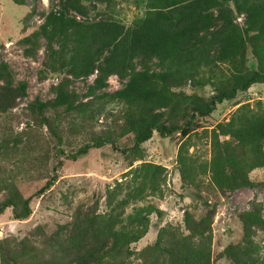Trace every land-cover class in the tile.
I'll return each instance as SVG.
<instances>
[{"label":"trees","instance_id":"16d2710c","mask_svg":"<svg viewBox=\"0 0 264 264\" xmlns=\"http://www.w3.org/2000/svg\"><path fill=\"white\" fill-rule=\"evenodd\" d=\"M111 1L57 0V7L47 11L36 30L21 39L30 46L23 48L26 56H32L39 38L44 39L41 78L49 72H65L73 79L94 74L87 85L89 99L77 101L75 93L67 89L69 79L64 78L53 86L50 100L35 98L26 109L34 121L57 136L55 121L62 113L84 114L98 101L119 105L118 135L132 137V145L122 151L134 152L137 158L140 144L152 131L161 136L178 132L183 140L174 161L180 185L191 187L192 197L204 211L194 217L183 210L185 232L164 237V229L159 227L148 246L149 257L143 255L139 264H211L209 226L218 199L209 201L201 194V186L206 182L216 194L227 196L237 187L253 184L248 172L264 164V109L258 102L255 106L243 102L208 131L197 119L253 83L264 84V0H134L142 14L127 25L116 15ZM100 3L106 10L97 9ZM240 14L242 21L237 23ZM247 52L252 64H248ZM109 75L116 76L121 86L104 91ZM186 83H207L213 91L204 98L174 90ZM96 90L101 92L95 94ZM25 97L26 82L16 79L7 63L0 61V115ZM197 128L209 135L207 161H198L188 152L189 137ZM10 139L15 149L20 138ZM109 142L108 134L95 136L67 158L75 160L89 148ZM8 143L0 137V148ZM160 169L159 164L144 161L125 169L106 188L107 207L75 213L63 235L48 244L49 249L29 243L26 237L0 238V264H123L132 252L130 243L146 231L149 214H162L152 203L132 205L129 211L124 208L147 192L159 190L155 173ZM54 179V175L45 179L32 194L41 193ZM1 191L0 212L10 206L16 219L30 213L31 195L23 196L13 180L0 177ZM260 210L261 202H254L238 212L240 238L222 249L233 264H264V248L253 238L255 229L264 230Z\"/></svg>","mask_w":264,"mask_h":264},{"label":"rangeland","instance_id":"374dc122","mask_svg":"<svg viewBox=\"0 0 264 264\" xmlns=\"http://www.w3.org/2000/svg\"><path fill=\"white\" fill-rule=\"evenodd\" d=\"M22 1V4H18L13 0H0V61L7 63L16 79L26 82V97L19 99L10 111L0 115V137L9 141L8 145L3 144L0 148V177L13 180L23 196L31 195L30 213L25 218L16 219L11 215L10 206H6L0 212V238L26 237L29 243L45 247L56 236L63 235L75 213L104 210L107 207V186L120 179L125 169L141 161L150 162L161 166L159 173H155L159 179V190L147 192L143 198L130 202L124 208L129 211L132 205L152 203L162 210L160 217L153 211L149 214L146 231L130 243L132 252L124 258L123 264H139L143 255L149 257L147 252L151 249L148 246L156 239L159 227L164 229V237L172 232H185L183 210L191 212L194 217L204 211L198 199L192 197L191 187L180 185L174 159L183 138L180 139L178 132L161 136L152 131L149 139L140 144V158L134 152H123V148L127 150L132 145V137L129 133L118 135L121 107L99 101L84 114L75 111L62 113L55 121L57 136L45 125L34 121L26 109L28 102L35 98L39 101L50 100L53 86L64 78L69 79L67 89L75 93L77 101L89 99L91 95H88L87 85L91 84L94 74L73 79L65 72H49L44 78L40 77L39 71L44 68V39L37 40V46L32 48V56L23 54V48L30 46L29 43H22L21 39L36 30L47 11L57 7V0ZM111 3L116 15L126 25L142 14V8L135 6L134 0H112ZM96 7L106 10L103 3ZM92 14L94 11H90ZM241 21L240 14L235 22ZM250 56L247 52L248 64L253 63ZM120 86L117 77L109 75L103 90L112 91ZM178 89L185 94L195 93L204 98L213 91L207 83L196 86L186 83L174 90ZM100 92L96 90L95 94ZM243 102L250 106L258 102L264 109V84L253 83L233 99L217 103L208 116L198 118L197 122L208 131L216 122L226 120ZM201 128L191 133L188 152L198 161H207L210 157L209 135ZM107 134L111 142L89 148L86 154L75 160L67 158V154L90 142L93 137ZM15 135L20 140L14 149L10 137ZM51 175L55 179L49 187L39 194H32ZM248 176L253 181L252 185L237 187L227 196L216 194L206 182L201 186V194L209 201L218 199L209 226L211 264H233L222 249L227 243H235L240 238L239 211L251 207L254 202H261L260 212L264 217V164L252 168ZM3 194L1 191L0 199ZM253 238L263 249L264 230L255 229ZM46 248L49 249L50 245Z\"/></svg>","mask_w":264,"mask_h":264}]
</instances>
